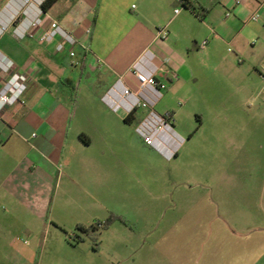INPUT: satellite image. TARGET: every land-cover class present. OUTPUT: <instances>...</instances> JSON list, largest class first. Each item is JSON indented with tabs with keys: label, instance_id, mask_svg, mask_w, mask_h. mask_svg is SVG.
I'll use <instances>...</instances> for the list:
<instances>
[{
	"label": "crops",
	"instance_id": "crops-1",
	"mask_svg": "<svg viewBox=\"0 0 264 264\" xmlns=\"http://www.w3.org/2000/svg\"><path fill=\"white\" fill-rule=\"evenodd\" d=\"M44 1L23 5L22 0H0V25L8 24L0 34V53L13 65L10 74L28 81L22 101L0 112V264H11L15 257L11 225L16 211L33 222L47 214L50 222L60 224L53 209L62 194L88 191L96 174L102 175V150L109 147L112 132L111 119L103 112L124 123H137L146 114L142 108L132 115L124 108L113 111L103 101L119 79L136 89L130 73L135 63L165 85L153 109L171 116L174 131L184 139L189 133L177 129L180 108L168 105L170 99L192 102L206 93L209 83L232 86L247 97L264 80V0L239 5L233 0H190L196 13L177 0H55L43 10ZM37 9L44 13L43 25L17 38L13 28L20 19L34 17ZM255 14L258 19L252 20ZM50 20L78 41L75 56L57 52L55 42L39 40ZM162 28L165 36L159 34ZM208 69L214 78L205 76ZM7 77L0 72V88ZM81 84L86 91L82 98L75 94ZM79 101L83 107L98 101L100 114L90 116L86 110L95 127H78ZM94 149L101 150L100 157H93ZM245 259L247 264H264Z\"/></svg>",
	"mask_w": 264,
	"mask_h": 264
},
{
	"label": "rangeland",
	"instance_id": "rangeland-1",
	"mask_svg": "<svg viewBox=\"0 0 264 264\" xmlns=\"http://www.w3.org/2000/svg\"><path fill=\"white\" fill-rule=\"evenodd\" d=\"M205 76L216 74L208 69ZM84 88L75 94L82 98ZM255 89L242 97L232 86L209 83L192 102L170 99L168 105L180 108L177 129L189 133L170 159L143 142L136 123L118 122L104 111L112 132L102 150V175L88 191L62 194L53 209L60 224L47 214L33 222L16 211L11 264L264 260V80ZM98 110V101L85 107L79 101L78 127H95L86 113ZM92 151L100 157V149ZM98 223L89 234L77 229Z\"/></svg>",
	"mask_w": 264,
	"mask_h": 264
},
{
	"label": "built area",
	"instance_id": "built-area-1",
	"mask_svg": "<svg viewBox=\"0 0 264 264\" xmlns=\"http://www.w3.org/2000/svg\"><path fill=\"white\" fill-rule=\"evenodd\" d=\"M241 1L233 0L235 5L241 4ZM22 2L23 5H26L30 0H22ZM177 2L182 5L183 1L177 0ZM178 11L179 9H175V12ZM22 13L25 17L28 15L26 10ZM43 14L41 9H37L34 17L20 19L17 26L13 28V34L17 38H23L25 34L31 33L30 30L40 28L43 25L41 17ZM227 15H230V13H227ZM17 18V16L13 17L11 23H15ZM251 19L257 20L258 15H252ZM7 28L8 24H1L0 34L4 33ZM159 34L165 36L167 31L162 28L159 30ZM38 38L45 43L55 42V50L57 52L67 50L70 57L75 56L74 48L79 44L73 36L63 30L54 20H50L49 28L43 29ZM205 44L206 40L203 41L202 46ZM12 70L13 65L10 60L0 53V72L8 75L0 88V112L6 106L21 102L27 89V78L13 73L10 74ZM130 73L137 82L136 89H131L119 79L118 83L103 96V101L113 111L124 108L127 115L134 114L139 108L147 110L146 114L136 123L135 131L147 146L170 159L175 156L178 147L184 142V138L174 131L171 116L167 114L159 115L153 109L154 104L161 97V90L165 88V85L157 83L152 73L143 72L138 63L132 66Z\"/></svg>",
	"mask_w": 264,
	"mask_h": 264
},
{
	"label": "trees",
	"instance_id": "trees-1",
	"mask_svg": "<svg viewBox=\"0 0 264 264\" xmlns=\"http://www.w3.org/2000/svg\"><path fill=\"white\" fill-rule=\"evenodd\" d=\"M55 0H45L41 7L43 8V10H46ZM182 5L186 8H188L189 10H191L192 12L197 11V8L192 4V2L190 0H182ZM125 121H128V118H125ZM101 225V224H100ZM99 226L98 225H91V226H84V225H78L77 229L83 233L89 234L91 232H95L97 230Z\"/></svg>",
	"mask_w": 264,
	"mask_h": 264
}]
</instances>
